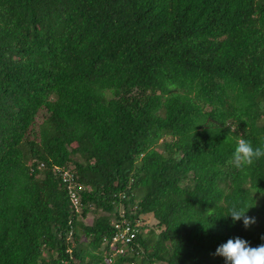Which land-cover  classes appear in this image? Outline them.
Segmentation results:
<instances>
[{"label": "trees", "instance_id": "16d2710c", "mask_svg": "<svg viewBox=\"0 0 264 264\" xmlns=\"http://www.w3.org/2000/svg\"><path fill=\"white\" fill-rule=\"evenodd\" d=\"M239 138L264 143V0H0V264H107L124 218L113 264L264 244V157L237 169Z\"/></svg>", "mask_w": 264, "mask_h": 264}, {"label": "clouds", "instance_id": "9594fccd", "mask_svg": "<svg viewBox=\"0 0 264 264\" xmlns=\"http://www.w3.org/2000/svg\"><path fill=\"white\" fill-rule=\"evenodd\" d=\"M262 157H264V143L254 147L250 140L239 138L236 141L231 162L237 169H242L252 166ZM250 207H238L234 204L230 208L228 216H231L233 222L242 219L245 228H247L255 223L254 218L246 215ZM215 254L223 257L226 264H264V244L251 247L246 240L239 237L228 239L226 243L217 248Z\"/></svg>", "mask_w": 264, "mask_h": 264}, {"label": "built area", "instance_id": "2783aa9c", "mask_svg": "<svg viewBox=\"0 0 264 264\" xmlns=\"http://www.w3.org/2000/svg\"><path fill=\"white\" fill-rule=\"evenodd\" d=\"M63 180L67 186L72 204L76 209H79L82 201L80 190H83L84 187L82 185H77L75 178H73V175L68 171L63 173ZM114 225L117 232L110 241V247L112 248L113 253L108 258L107 264H113L116 256L126 255L128 251L132 253L134 250V247H132L131 244L136 237V233L135 230L130 227L129 221L124 218L122 221Z\"/></svg>", "mask_w": 264, "mask_h": 264}, {"label": "rangeland", "instance_id": "374dc122", "mask_svg": "<svg viewBox=\"0 0 264 264\" xmlns=\"http://www.w3.org/2000/svg\"><path fill=\"white\" fill-rule=\"evenodd\" d=\"M47 115V111L46 110H41L38 113V116L36 118V125L35 127L38 128L39 124L43 121V119L45 118V116ZM99 215L98 213H94L91 212L87 218H85V222L88 224H92L96 218V216ZM144 221L142 222V224H147L148 226H155V224L157 223L156 219L150 214V215H145L143 216ZM87 238H85V236L82 237V240L85 241ZM136 264V263H135Z\"/></svg>", "mask_w": 264, "mask_h": 264}]
</instances>
